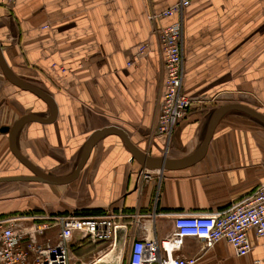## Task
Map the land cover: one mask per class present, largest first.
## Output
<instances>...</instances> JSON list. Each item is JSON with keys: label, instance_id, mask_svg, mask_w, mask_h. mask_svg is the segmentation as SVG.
Returning <instances> with one entry per match:
<instances>
[{"label": "crops", "instance_id": "0c3cea01", "mask_svg": "<svg viewBox=\"0 0 264 264\" xmlns=\"http://www.w3.org/2000/svg\"><path fill=\"white\" fill-rule=\"evenodd\" d=\"M177 1L0 0L2 52L17 77L44 92L18 86L0 63V218L112 212L127 225L129 243L174 235L178 215L225 210L264 182V122L236 107L221 115L201 158L174 168L142 166L119 134L107 132L70 182L7 179L34 175L10 144L23 117L15 150L66 177L88 140L109 126L124 129L148 155L176 162L196 154L220 106L239 102L264 113V0H192L183 48L193 107L170 140L158 134L166 71L156 27L178 15L153 21L148 13ZM250 238L244 256L225 240L206 249L196 237H182L176 255L196 257V264H264V235Z\"/></svg>", "mask_w": 264, "mask_h": 264}, {"label": "built area", "instance_id": "2783aa9c", "mask_svg": "<svg viewBox=\"0 0 264 264\" xmlns=\"http://www.w3.org/2000/svg\"><path fill=\"white\" fill-rule=\"evenodd\" d=\"M191 2L178 0L160 12L148 13L153 21L178 15L175 21L156 27L166 71L157 132L168 140L174 127L188 117L193 107V98L184 89L183 48V14ZM146 51L147 44L140 46L137 57ZM144 176L148 177L149 173ZM38 213L0 218V264H93L113 248L117 228H127L120 222L121 215L112 212L98 216ZM175 228L174 235L164 238L133 236L127 243V258L121 264H196V257L176 255L182 248V237L199 238L206 249L225 240L238 256L247 255L253 247L250 233L264 235V182L225 210L178 215ZM84 240L97 245L89 259L74 252L73 243L81 244ZM102 247L105 248L100 253ZM255 264L262 262L256 260Z\"/></svg>", "mask_w": 264, "mask_h": 264}, {"label": "water", "instance_id": "95a60500", "mask_svg": "<svg viewBox=\"0 0 264 264\" xmlns=\"http://www.w3.org/2000/svg\"><path fill=\"white\" fill-rule=\"evenodd\" d=\"M0 63L3 67L6 75L14 83H16L18 86H20L24 89L33 90V91L41 94L42 96L44 95V92L42 90L24 83L19 77H17V75H15V73L11 70V68H10V66H9V64H8L4 54L2 52L1 44H0ZM234 107L243 109V110L247 111L248 113L252 114L253 116H255L256 118H258L259 120H261L262 122H264V113L256 110L255 108H252L246 104L239 103V102L224 104V105L220 106L219 108H217L212 113L211 118H210L208 125H207L205 138H204L201 146L198 148L196 154L194 156H192L190 159L178 160L176 162L169 161L165 157L155 158V157L148 155L146 152H143L141 149H139L136 145H134L130 141L128 134L126 133V131L124 129L117 127V126H109V127H106L100 131H97L88 140V142L86 143V145L84 147L82 157L76 166V169L74 170V172L71 175L66 176V177L55 176V175H52L50 173L44 172L43 170L37 168L32 163H30L25 157L20 155V153H18L17 150H15V148H14L15 130H16V127L20 123L24 122V120L27 119V117H23V118L19 119L18 121H16L10 130V144H11L12 149L14 150V153L19 157V159L24 164H26L32 170L34 175L18 176V177H11V178L9 177L7 179H22V180H30L31 179V180L46 181V182H52V183L70 182V181L74 180L79 175L80 170L85 165V163H86V161L90 155V152H91L93 146L95 145V143L97 141L98 135L103 134V133H107V132H113V133L119 134L122 137V139L124 140V142L127 144V146L130 148V150L132 151L133 156L136 159H138V161H140L142 166H144L146 168H158V169L163 170V169L174 168V167L186 164L188 162H193V161L201 158L204 155V153L207 151L208 146H209V142H210L212 135H213V132H214V129H215L216 124H217L219 118L221 117V115L227 109L234 108ZM125 233H126V227L125 226H119L117 228L116 239H115V243H114L113 248L93 264H121L122 263V254H123V250L125 247Z\"/></svg>", "mask_w": 264, "mask_h": 264}, {"label": "rangeland", "instance_id": "374dc122", "mask_svg": "<svg viewBox=\"0 0 264 264\" xmlns=\"http://www.w3.org/2000/svg\"><path fill=\"white\" fill-rule=\"evenodd\" d=\"M186 119V118H185ZM180 123V122H179ZM178 123V124H179ZM201 145H199V147H200ZM40 213H38V214H42V213H46L47 211H39ZM97 246L96 244H94V243H92L91 241H88V240H84V241H82V243L81 244H77V243H73V248L74 247H77V246H82V247H85L86 249H90L92 246ZM104 248L105 247H102L101 249H100V253L104 250ZM76 255V254H75ZM90 258V256H88L87 257V259H89ZM126 258H127V243H126V245H125V247H124V250H123V254H122V259L125 261L126 260ZM86 259V260H87ZM88 261V260H87Z\"/></svg>", "mask_w": 264, "mask_h": 264}, {"label": "trees", "instance_id": "16d2710c", "mask_svg": "<svg viewBox=\"0 0 264 264\" xmlns=\"http://www.w3.org/2000/svg\"><path fill=\"white\" fill-rule=\"evenodd\" d=\"M95 249H96V246L94 245L90 249L89 248L86 249L85 247H82V246H77V247H74V252L77 256L82 257L84 256V254L90 253Z\"/></svg>", "mask_w": 264, "mask_h": 264}]
</instances>
